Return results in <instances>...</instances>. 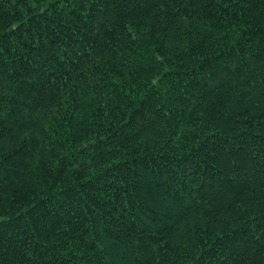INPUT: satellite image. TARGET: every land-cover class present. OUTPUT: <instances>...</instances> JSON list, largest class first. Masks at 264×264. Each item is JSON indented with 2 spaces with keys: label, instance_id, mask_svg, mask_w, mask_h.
I'll return each mask as SVG.
<instances>
[{
  "label": "trees",
  "instance_id": "trees-1",
  "mask_svg": "<svg viewBox=\"0 0 264 264\" xmlns=\"http://www.w3.org/2000/svg\"><path fill=\"white\" fill-rule=\"evenodd\" d=\"M0 264H264V0H0Z\"/></svg>",
  "mask_w": 264,
  "mask_h": 264
}]
</instances>
